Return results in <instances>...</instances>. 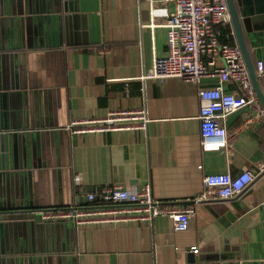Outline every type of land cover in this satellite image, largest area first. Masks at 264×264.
Masks as SVG:
<instances>
[{"label": "crops", "instance_id": "1", "mask_svg": "<svg viewBox=\"0 0 264 264\" xmlns=\"http://www.w3.org/2000/svg\"><path fill=\"white\" fill-rule=\"evenodd\" d=\"M173 6L167 3L169 10ZM249 17L239 11L248 45L251 31L244 20ZM161 19L152 17L149 0H0V132H16L6 145H14L19 161L29 162L15 170L11 161L0 169V199L6 195L3 172L23 170L33 208L85 204V191L146 182L159 200L187 201L194 208L188 227L179 232L164 215L77 227L43 222L31 213L22 220H1L0 264H19L18 258L22 264H190V246L198 248L196 264L213 258L221 264H264V118L252 106L227 114L221 118L229 134L227 149L202 150L197 86L215 78L198 83L176 76L140 78L153 58L166 53L165 26L149 24ZM229 26V41L236 43ZM252 48L257 74L264 53L261 60ZM258 78L264 90V74ZM223 89L239 92L232 80ZM138 107L149 117L145 129L84 134L65 129L76 118ZM34 131L58 134H46L47 147L39 151L31 141ZM243 165L255 178L241 194L192 201L203 174L235 175ZM77 173L80 184L72 181ZM17 182L19 177L11 175V202Z\"/></svg>", "mask_w": 264, "mask_h": 264}, {"label": "built area", "instance_id": "2", "mask_svg": "<svg viewBox=\"0 0 264 264\" xmlns=\"http://www.w3.org/2000/svg\"><path fill=\"white\" fill-rule=\"evenodd\" d=\"M173 2L168 9L167 3ZM152 17L162 18L166 28V53L155 57L140 75L141 79L162 80L180 77L198 83L201 78H215V83L197 86L199 139L202 150L227 149L229 134L221 121L227 114L252 106L264 118L260 104L251 85L250 77L236 43L220 39V27L231 22L226 0H149ZM144 24L140 23V26ZM230 33L226 34L229 37ZM220 60L221 64H214ZM264 74V65H257V76ZM232 80L239 92H227L223 84ZM149 117L144 108H119L102 116L82 117L71 120L65 129L72 134L113 130L145 129ZM240 129V128H239ZM238 128L234 133L238 132ZM264 168V164L260 169ZM255 172L243 165L232 175L228 171L203 174L202 185L192 198L194 202L226 200L238 196L254 180ZM80 173L74 174V184L81 183ZM85 204L60 207H37L29 213L43 221H66L74 226L110 224L126 221H151L158 215L171 219L176 232L188 227L194 208L191 203H164L156 198L149 182L137 188L110 184L98 191H85ZM194 253L196 246L189 248Z\"/></svg>", "mask_w": 264, "mask_h": 264}, {"label": "water", "instance_id": "3", "mask_svg": "<svg viewBox=\"0 0 264 264\" xmlns=\"http://www.w3.org/2000/svg\"><path fill=\"white\" fill-rule=\"evenodd\" d=\"M236 3L238 5V8L236 7ZM226 4L228 7V10L231 15V23L234 28L235 36H236V44L238 45L243 61L245 63L246 69L248 71L251 85L256 93V96L259 100V102L262 104L264 107V90L261 87L259 83V78L256 74V67L252 61V58L250 56V48L253 46L251 49L252 51L255 52V54L261 58L263 53H264V0H226ZM239 11L243 12L245 15L252 16V15H257L255 18H248L244 20V24L246 26V29L248 31H251V40L250 44L246 42V39L244 37V32L242 31V27L240 24V18H239ZM256 28L255 30L253 29ZM250 30H249V29ZM250 46V48H249ZM262 60V58H261ZM264 63V62H263ZM264 80V79H263ZM50 133V136H54V134H58V132H46V134ZM46 134L40 133L37 131L31 132V141L37 142V147L38 150L42 149L43 147H47V142L44 141ZM15 133H10V132H0V140H2V145H0V169L4 170L6 169V163H10L11 166V161L13 162L14 166L13 169H22L23 164L26 166H29V162H24L22 159L21 161L18 160V158L15 156V153L13 151L14 145L11 144V149L6 145L8 142V139L10 138L12 140V137H16ZM19 138V137H18ZM21 142V140L17 139V144ZM1 143V142H0ZM37 147L33 151V159L35 158V155L37 153ZM10 151V152H9ZM13 154V155H12ZM12 155V156H11ZM15 159L17 161V165H15ZM37 162V160H33V163ZM5 175V198L0 199V221L1 220H22L26 219L28 217L29 210H31L32 203L29 198L27 197V190H26V185L27 183L24 182V177L26 179H29L28 172H24L23 170H17L14 174L9 171L3 172ZM18 176L19 177V182L17 191L13 196L15 197L14 202L10 201V193L12 194V191L10 189V176ZM27 199V200H26ZM25 202V204L23 203ZM164 202V201H163ZM164 203H172V204H182V203H187V201H177V202H164ZM38 220V219H37ZM38 222L41 223V221L38 220ZM38 222H35V220H31L29 222L30 225H32L34 228L35 226L37 227ZM47 222V221H43ZM57 222V221H55ZM67 223V222H66ZM70 223L72 226L73 224ZM190 252L187 253V261L190 264H196V258H195V253L189 249ZM19 259V264H22V258ZM213 262H209L208 264H221L219 260L216 258L212 259Z\"/></svg>", "mask_w": 264, "mask_h": 264}, {"label": "trees", "instance_id": "4", "mask_svg": "<svg viewBox=\"0 0 264 264\" xmlns=\"http://www.w3.org/2000/svg\"><path fill=\"white\" fill-rule=\"evenodd\" d=\"M231 28L229 26V24H225L223 26L220 27V39L221 40H227L229 43H234V42H230L229 41V37H226L227 33H230Z\"/></svg>", "mask_w": 264, "mask_h": 264}]
</instances>
